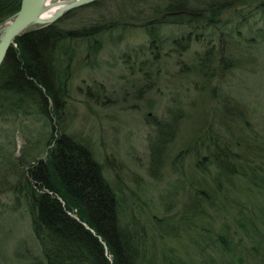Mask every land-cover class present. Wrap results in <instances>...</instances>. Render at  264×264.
Returning <instances> with one entry per match:
<instances>
[{"label": "rangeland", "instance_id": "1", "mask_svg": "<svg viewBox=\"0 0 264 264\" xmlns=\"http://www.w3.org/2000/svg\"><path fill=\"white\" fill-rule=\"evenodd\" d=\"M94 1L67 10L52 23L62 31L98 27L129 11L122 4L129 0ZM240 15L232 14L230 8L220 14V22H227L220 28L226 53L242 54L233 76L227 72L219 80L220 86L217 81V91L220 87L227 92L229 103L238 101L245 108L243 118L249 127L244 132L264 141V42L256 41L250 47L247 42L254 38V31L264 30V9L260 14L244 9ZM159 31L168 37L182 30L166 25ZM208 32L206 28L192 31L191 37L198 35L200 41L191 40L180 57L169 43L155 47L140 29L118 38L113 31L88 32L87 43L82 45L75 38L76 54L55 72L65 90L57 124L53 117L48 122L39 114L16 116L0 110V264H42L22 181L25 166L45 158L51 146L46 147L49 132L54 126L57 135L59 124L66 134L87 145L105 180L124 198L120 204L124 219L129 217L126 206L131 205L146 235L145 255L153 257L154 264H161V255L168 254L167 250L173 252L172 264H264V193L244 189L242 181L233 176L217 177V187L213 180L216 169L196 164L203 151L190 152L191 141L204 134L205 124L211 120L210 107L202 105L213 109L216 101L209 91V101L197 103L194 80L178 69L180 59L187 62L194 52L201 53L209 45ZM218 37H213L215 44ZM89 41L97 48L89 49ZM240 46L255 48L254 59ZM60 70L64 71L62 79ZM193 101L196 103L191 105ZM254 164L263 167L262 162ZM193 187L205 190L202 197L207 195L214 203L200 201L202 209L188 210L186 200L192 197ZM184 210L191 217L189 222L181 218ZM165 221L175 230L163 224ZM249 221L256 225L254 232L249 231L251 236ZM225 233L230 250L215 240L217 234Z\"/></svg>", "mask_w": 264, "mask_h": 264}, {"label": "trees", "instance_id": "2", "mask_svg": "<svg viewBox=\"0 0 264 264\" xmlns=\"http://www.w3.org/2000/svg\"><path fill=\"white\" fill-rule=\"evenodd\" d=\"M129 1H122L123 5L129 7L123 18L112 19L98 27L62 31L56 23H51L31 27L16 36L0 64L1 114L8 110L16 116L39 114L48 122L53 117L57 124L61 120L65 90L56 81L55 72H59V66L71 61L76 54L75 38L80 39L78 41L82 45L87 43L91 37L88 32L98 29L113 31L115 38H118L123 33L140 29L149 41L155 42V47L169 43L173 45L171 50L180 57L189 48L191 40L200 41L198 35L192 38L191 32L206 28L209 29V45L201 53L194 52L187 62L180 59L178 71L194 80L193 89L199 95L197 103L209 101L206 99L209 91L216 102L213 109L210 105H202L203 108L210 107L211 120L205 124L204 137L200 135L193 139L194 142L190 143L192 148H186H191L190 152L194 154L200 149L203 151L196 164L201 168L209 165L216 169L213 180L217 187V177L233 176L242 181L244 189L264 193V141L254 136L250 138L249 133L244 132L249 127V122L244 119L245 108L238 101L229 103L227 92L220 90V87L217 91V81H221L227 72L233 76L239 66L237 57L242 54L238 52L234 57L232 51L226 53L220 28H224L227 22H220V14L227 8L237 16L244 9L260 14L264 9V0ZM18 5L19 0H0V23L12 15ZM135 5L138 7L133 10ZM166 25L182 31L166 37L159 31ZM236 33L241 37L238 28ZM215 35L219 36L216 44L213 42ZM262 40L264 30L258 29L254 31V38L247 41L252 44L248 46H254L256 41L264 42ZM90 42L89 49L97 48V44ZM152 42H148L149 45ZM240 48L249 59H254L255 48ZM59 77H65L63 70H60ZM211 82L214 84L209 86ZM58 129L57 135L54 134V126L53 131L49 132L46 147L51 146L47 148L45 158H38L25 166L26 175L22 181L31 231L39 245L42 264H154V258L145 255L146 235L131 205L127 204L129 217L124 219L120 208L124 198L105 180L101 165L92 157L87 145L66 134L63 125L59 124ZM256 162H262L263 167L256 166ZM194 187L192 197H186L188 210L190 207L202 209L200 201L214 203L207 195L204 194L206 198L202 197L201 193L205 190ZM188 210L183 211L181 218L189 222L191 217ZM164 223L170 230H175V226L167 221ZM237 224L245 226L239 221ZM249 224L251 227L247 231L254 232L255 223L249 221ZM248 236H251L250 232ZM215 240L230 250L226 233L217 234ZM167 251L168 254L163 252L161 255V264H172L173 252ZM30 264L39 262L31 261Z\"/></svg>", "mask_w": 264, "mask_h": 264}, {"label": "water", "instance_id": "3", "mask_svg": "<svg viewBox=\"0 0 264 264\" xmlns=\"http://www.w3.org/2000/svg\"><path fill=\"white\" fill-rule=\"evenodd\" d=\"M92 1L94 0H69L62 10L52 14L50 17L40 18L38 14L44 0H19L17 10L0 27V64L8 47L13 45V39L23 31L34 25L38 27L46 26L55 21L56 18L67 10L89 4ZM68 215L77 220V218L69 212Z\"/></svg>", "mask_w": 264, "mask_h": 264}, {"label": "bare ground", "instance_id": "4", "mask_svg": "<svg viewBox=\"0 0 264 264\" xmlns=\"http://www.w3.org/2000/svg\"><path fill=\"white\" fill-rule=\"evenodd\" d=\"M68 2L69 0H57L54 2H52L51 0H44L42 6L40 7L38 16L40 18L50 17L52 14L62 10V8L65 7ZM82 6H78V7H82Z\"/></svg>", "mask_w": 264, "mask_h": 264}]
</instances>
